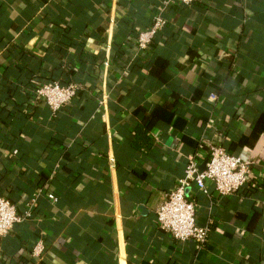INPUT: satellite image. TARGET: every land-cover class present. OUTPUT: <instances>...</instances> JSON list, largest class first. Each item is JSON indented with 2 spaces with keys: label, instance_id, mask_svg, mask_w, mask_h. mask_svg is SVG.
<instances>
[{
  "label": "crops",
  "instance_id": "0c3cea01",
  "mask_svg": "<svg viewBox=\"0 0 264 264\" xmlns=\"http://www.w3.org/2000/svg\"><path fill=\"white\" fill-rule=\"evenodd\" d=\"M160 5L0 0V96L8 84L17 94L7 107L0 97V194L20 215L36 197L31 218L0 238V264H264V0L167 5L163 32L138 53L131 34ZM69 27L83 33L67 38ZM24 65L63 81L69 67L77 99L55 117L25 103ZM208 143L251 161L252 177L225 197L186 189L197 224L212 223L200 247L160 230L155 211L187 156L204 168ZM32 233L48 246L31 263Z\"/></svg>",
  "mask_w": 264,
  "mask_h": 264
},
{
  "label": "built area",
  "instance_id": "2783aa9c",
  "mask_svg": "<svg viewBox=\"0 0 264 264\" xmlns=\"http://www.w3.org/2000/svg\"><path fill=\"white\" fill-rule=\"evenodd\" d=\"M150 1V0H139ZM197 0H160L161 5L152 15L150 24L138 31L135 44L138 53L148 50L154 37L163 31L166 19L163 8L167 5L189 6ZM104 65H108L105 60ZM79 85L76 83L61 84L59 81L37 83L32 90L34 101H40L53 114L76 95ZM208 99L213 101L216 95L210 94ZM104 96L101 103L104 104ZM208 157L203 169H200L196 158L189 155L186 158L184 173L179 177L168 192L166 199L155 211V222L158 228L179 241L193 240L202 244L207 237L206 225H199L196 221V205L186 198V189L195 187L207 194L209 187L220 196L225 197L243 191L252 177V162L229 153L221 146L206 144ZM39 193H41L39 191ZM55 202L57 199L51 194L46 195ZM36 197L31 198L28 209L24 214H18L15 205L0 196V238L12 230L13 226L31 218V206ZM45 246L39 239L31 247V256L42 259Z\"/></svg>",
  "mask_w": 264,
  "mask_h": 264
},
{
  "label": "trees",
  "instance_id": "16d2710c",
  "mask_svg": "<svg viewBox=\"0 0 264 264\" xmlns=\"http://www.w3.org/2000/svg\"><path fill=\"white\" fill-rule=\"evenodd\" d=\"M141 2H148V1H141ZM164 30V29H163ZM163 32V31H162ZM83 32L82 31H80V30H72V28L70 29V27L67 29V31H65L64 32V35H65V37H67V38H74L75 39V37L76 38H79V36L82 34ZM159 34L160 33H158L156 36H159ZM155 36V37H156ZM135 37H136V35L135 34H131V38L132 39H135ZM155 37H154V39L153 40H155ZM59 40H61V39H58L57 41H59ZM67 40H64L63 41V43L64 42H66ZM65 44V43H64ZM61 43H57V47H55L56 49H58V51H60L61 49ZM31 66V65H30ZM26 67H25V65L23 66V67H21V69L19 70V72L17 73V75H18V80L20 79V83L19 84H21V87H23L24 89H22L23 91H24V95L23 96H25V98H26V102L25 101H22V104L25 102V103H27L28 101H30V99H31V97L33 98V95H32V90L34 89V87H35V85L37 84V83H44V82H50V81H59L61 84H68V83H76L75 81H71L70 79L72 78L71 76V74H70V69H69V67H67V69L66 70H68L67 71V81H63L62 79H61V74H57V72H58V70L56 69V72H52V73H50V74H47V75H45V76H42V75H36V76H34V77H30L28 74H27V72H26ZM31 70V69H30ZM71 75V76H70ZM30 77V79H28L27 77ZM32 80H34V81H32ZM22 81H23V83H22ZM77 84V83H76ZM15 86L16 85H12V84H8V85H6V88H5V91H7V93L6 94H3L2 96H0L1 97V101L3 102V106L4 107H7L8 105H10V100H13V98H14V96H16L17 94H16V92H15ZM79 91L80 90H78L77 91V93H76V95L73 97V99L72 100H70L69 101V103L71 102V101H73V100H75V99H77V97H78V95H79ZM16 94V95H15ZM34 99V98H33ZM37 103H40V104H42L40 101H37ZM44 105V104H43ZM64 108V106L61 108V109H59L58 111H56V112H54L52 115H54V117H55V115H58V113L59 112H61V110ZM49 111V110H48ZM20 116V120L21 121H23L24 119L23 118H25V115H23V114H20L19 115ZM6 131H7V129H6ZM9 134H10V132L9 131H7ZM4 136V135H3ZM5 137V136H4ZM6 138V137H5ZM54 139H57V140H60V139H58L57 137L56 138H54ZM3 139H2V135H0V141H2ZM6 140H7V138H6ZM22 181V180H21ZM21 181H19V182H17V186H19V187H21L22 186V182ZM0 196L1 197H4V198H6V199H8L10 202H12L14 205H15V207L17 206V202L15 201V199H13L11 196H8V195H6V194H3V193H1L0 194ZM25 221H27V220H25ZM25 221H23V222H25ZM23 222H21V223H18V224H16V225H14L13 226V228H12V230H14V229H17L18 227H20L21 225H22V223ZM206 226H207V228H208V234H207V237H206V240L202 243V244H199V246L200 247H202V246H204L205 244H207L208 243V240H209V238H210V234H211V231H212V223L211 222H209L208 224H206ZM6 236V235H5ZM2 238V237H1ZM24 239H22V243H24V244H26V243H29L31 246H30V251H29V254H30V256H29V261L32 263V262H35V260L36 259H34L32 256H31V247L33 246V244L37 241V240H41L42 242H43V244H44V246H45V250L47 249V246H48V240L47 239H45V238H42V237H40V236H38L37 234H34V233H32V234H28L27 236H24L23 237ZM21 244V243H20ZM23 247V244H21V245H18L16 248L17 249H19L18 251H20L21 249H23L22 248Z\"/></svg>",
  "mask_w": 264,
  "mask_h": 264
}]
</instances>
